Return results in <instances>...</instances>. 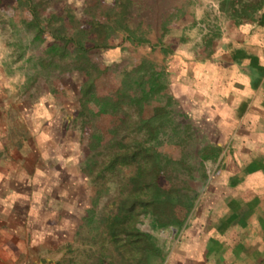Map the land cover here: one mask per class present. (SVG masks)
<instances>
[{"label":"rangeland","instance_id":"rangeland-1","mask_svg":"<svg viewBox=\"0 0 264 264\" xmlns=\"http://www.w3.org/2000/svg\"><path fill=\"white\" fill-rule=\"evenodd\" d=\"M187 1L0 0V264H142L140 253L113 247L107 237L106 222L122 204L135 207L123 211L126 230L150 234L160 249L145 264H169L211 175L212 155L198 124L185 121L168 94L160 66L177 42L157 43L165 47L156 58L146 38L157 30L154 40L161 39L168 29L159 26L161 15ZM215 1L221 16L236 23L264 4ZM210 14L201 28L212 31L217 15ZM79 56L94 67H74L86 66ZM159 74L165 88L154 94ZM90 81L98 99L121 103L116 114L86 116L81 97ZM88 108L99 112L95 103ZM150 123L162 128L153 131L156 139ZM94 135L103 140L92 151ZM137 143L159 155L155 185L164 194L143 182L135 190L127 186L147 159L110 167L114 156L132 153ZM92 163L88 175L84 169ZM165 196L177 223L154 229L141 205Z\"/></svg>","mask_w":264,"mask_h":264},{"label":"crops","instance_id":"crops-1","mask_svg":"<svg viewBox=\"0 0 264 264\" xmlns=\"http://www.w3.org/2000/svg\"><path fill=\"white\" fill-rule=\"evenodd\" d=\"M173 9L161 15L159 26L168 28L161 39L152 30L146 44L160 58L165 46L157 43L177 42L160 68L168 94L185 121L198 124L212 157L168 263L264 264V4L240 23L222 17L215 0ZM212 11V31L202 29Z\"/></svg>","mask_w":264,"mask_h":264},{"label":"trees","instance_id":"trees-1","mask_svg":"<svg viewBox=\"0 0 264 264\" xmlns=\"http://www.w3.org/2000/svg\"><path fill=\"white\" fill-rule=\"evenodd\" d=\"M76 43L78 50L83 52V44L81 42ZM78 61H82L83 64H86V66L84 67H79L77 64L74 65V67L79 68L80 70L85 71L87 70V67L89 68L93 66L91 61H89V59H87L85 56H79ZM158 77L160 79L153 83L155 86H153L152 93L154 94L160 93V91L162 92V90H164L165 88V82H163V84L160 83L161 78L164 81V76L162 74H159ZM93 90L94 82L90 81L85 84V87L82 91L81 101L83 104L82 107L87 112L86 116H88V114H90V116H98L100 114H116L119 107L121 106V103L119 101L107 102L106 100L98 99L96 96H94ZM90 103H95V105L99 108V112L97 114H94V112L88 108V104ZM148 126L152 127V133L155 135V139L159 137L160 134L155 133L153 131H157L159 129L161 131V126L154 127L151 125V123L148 124ZM102 140V136L94 135L90 142V150H97L101 146ZM132 149V153L126 152L123 155L119 154L118 156H114L110 162V167L113 168L114 165L119 161H124V163L131 164V162L133 163L137 159H147L148 163L150 164L138 166L136 172L127 179V186H132L134 188L133 190H135V187H137L138 184L143 182L145 187H147L148 185L153 186L152 188L154 189V192L156 191V194L161 193L162 191L158 188V186L155 185L156 176L160 169L159 155L153 151H151V153H148V150H144L141 144L139 143L135 144ZM93 165V163L88 164L87 167L84 169V171L88 173V175H91L93 173ZM144 186H140L139 189L143 190ZM124 206V204L118 206L115 214H113V216H111L110 219L107 220L105 226L107 237L109 239V242L113 244V247L121 245L120 247L131 248L133 251L140 253L142 255V258L145 257L142 262V264H145V262L149 260L150 257L159 256L160 249L157 247L156 242L153 240L150 234L144 233L134 226L131 230H126V228L124 227L126 217L124 216L123 211L131 214V211L135 209V207L132 205L127 206L126 204L124 210ZM141 206L146 207L144 208L146 209L145 212L150 213L154 222V229H164L170 225H175L177 223L175 217L171 213L170 207H172V205L170 206L168 196H165L164 200H162L161 198H155L151 200V202H147L146 204H143ZM137 207H140V205L137 204ZM121 235H124V239H121ZM97 264H107V262H104L103 260H98Z\"/></svg>","mask_w":264,"mask_h":264}]
</instances>
